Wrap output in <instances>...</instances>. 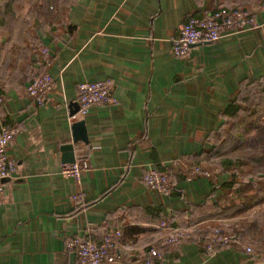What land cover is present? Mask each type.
Listing matches in <instances>:
<instances>
[{"label": "crops", "instance_id": "1", "mask_svg": "<svg viewBox=\"0 0 264 264\" xmlns=\"http://www.w3.org/2000/svg\"><path fill=\"white\" fill-rule=\"evenodd\" d=\"M263 2L0 0V112L19 128L9 149L18 168L0 206V264H71L67 239L89 234L99 241L112 227L122 234L114 259L101 264H146L151 246L162 254L151 264H263L264 245L255 240L263 226L212 251L194 237L228 215L221 213V197L231 194L222 184L228 171L184 174L192 164H210L203 158L228 103L264 78ZM232 5L255 12L260 25L192 45L182 57L171 53L181 22ZM44 72L55 86L37 104L26 85ZM103 78L117 102L81 114L79 82ZM81 118L88 142L79 141L74 153L87 165L77 181L60 170L61 146ZM149 167L169 172L170 192L145 185ZM162 219L192 236L169 242Z\"/></svg>", "mask_w": 264, "mask_h": 264}, {"label": "built area", "instance_id": "2", "mask_svg": "<svg viewBox=\"0 0 264 264\" xmlns=\"http://www.w3.org/2000/svg\"><path fill=\"white\" fill-rule=\"evenodd\" d=\"M264 6V2L262 3ZM259 21L255 12L239 5L230 7H218L200 16H190L178 26L177 34L171 40V53L174 56H185L192 45L202 42H212L225 35L239 33L243 30L258 27ZM47 51L48 48H43ZM55 79L52 74L44 72L33 76L26 85L27 94L37 103L42 104L48 92L54 88ZM78 111L87 114L95 104H112L117 102L113 93V83L109 78L84 80L79 82L76 93ZM4 101L0 94V107ZM19 131L17 125L8 124L2 121L0 112V206L7 204L6 179L13 176L18 168L15 159L10 155V144ZM87 165L84 157L75 159L72 162L63 161L60 170L69 174L79 181L81 170ZM221 166L208 167L202 163L192 164L185 169L186 179L196 176L210 177L223 170ZM225 170L227 168L224 167ZM142 180L147 187L159 192L168 193L172 190L174 182L172 176L166 170L155 167L147 168L142 174ZM73 197H77L76 194ZM161 227L169 230L167 240L178 241L181 238L192 236V231L184 227L172 226L166 219L159 222ZM119 227L108 228L99 241L91 235H76L67 239L66 247L76 254L78 264H101L103 261L114 259L112 249L115 247L121 236ZM201 239L205 250L212 251L216 246L230 244L234 240V234L220 224L212 226L207 235H196ZM250 258L254 257V250L251 246L246 247ZM161 252L151 246L145 258L146 264L152 263V258H161ZM264 264V261H262Z\"/></svg>", "mask_w": 264, "mask_h": 264}, {"label": "trees", "instance_id": "3", "mask_svg": "<svg viewBox=\"0 0 264 264\" xmlns=\"http://www.w3.org/2000/svg\"><path fill=\"white\" fill-rule=\"evenodd\" d=\"M0 13L2 12L0 11ZM263 115L264 78L243 86L236 98L228 103L223 112L225 122L229 121L228 125L220 126L211 134L214 143L203 160L227 168L235 161L247 159L262 172L261 169L264 170V119H261ZM235 119L237 120L235 121ZM245 140L246 143L242 145ZM199 160L196 159V161ZM233 183L234 180L229 179L222 184L231 192ZM261 183L258 182L262 189L261 192L248 191L247 187L250 184H246V187L237 185L230 195L221 197L222 201L226 203L221 212L244 211L252 205L264 202V186ZM248 216L250 219H239V222H243L244 229L235 228L239 237L247 235L249 231H261L258 218L254 215ZM236 233L235 235H237ZM255 240L264 245V234L259 233Z\"/></svg>", "mask_w": 264, "mask_h": 264}, {"label": "rangeland", "instance_id": "4", "mask_svg": "<svg viewBox=\"0 0 264 264\" xmlns=\"http://www.w3.org/2000/svg\"><path fill=\"white\" fill-rule=\"evenodd\" d=\"M261 119H264V115ZM236 120L237 119H235V121ZM228 122H225L224 125L227 126ZM245 143H246V140L244 141V143H242V145ZM207 166L213 167V166H219V165L210 163ZM261 170L262 172L264 171L263 169ZM226 171H228V174H229V178L227 180L229 179L234 180V183H233L234 187L233 186L231 187V192L234 191L237 185L246 187V184H250L247 187V190L251 192H261L262 189L258 185V182H262L261 184L262 186H264V173L262 174V172L256 169L253 163L249 162L247 159H242L241 161L240 160L235 161V163H232L231 165L227 167ZM223 189L225 192H230V190H228V188L226 187H224ZM222 210L223 208L221 209V211ZM245 215L247 216L244 218ZM248 215L256 216L258 218L259 227L263 226L264 228V202L260 204L252 205L244 211L241 210V211L232 212V210H229L228 215L227 216L223 215V217H221L222 221H219L217 223L224 226L228 230H231L232 234H235L236 233L235 228L243 229L242 227L243 222L242 221L239 222V219L240 218L246 219L249 217Z\"/></svg>", "mask_w": 264, "mask_h": 264}, {"label": "water", "instance_id": "5", "mask_svg": "<svg viewBox=\"0 0 264 264\" xmlns=\"http://www.w3.org/2000/svg\"><path fill=\"white\" fill-rule=\"evenodd\" d=\"M72 137L70 141L64 143L61 146V149L64 150L65 156L63 157V161L72 162L75 160L74 147L77 146L79 141H83L84 143L88 142L87 130L85 126L84 119H77L72 123ZM75 252H72L71 255V264H74L75 260Z\"/></svg>", "mask_w": 264, "mask_h": 264}]
</instances>
